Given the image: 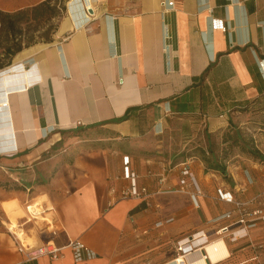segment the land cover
<instances>
[{
  "label": "crops",
  "instance_id": "1",
  "mask_svg": "<svg viewBox=\"0 0 264 264\" xmlns=\"http://www.w3.org/2000/svg\"><path fill=\"white\" fill-rule=\"evenodd\" d=\"M10 67L0 72V208L10 221L0 217V264H175L190 234L189 254L226 251L205 264H264V221L240 230L216 192L263 206L264 164L234 148L226 179L201 160L231 123L252 129L264 153L261 123L243 118L264 97V0H69L52 39ZM125 155L146 199L119 197ZM182 163L201 193L172 176ZM40 197L54 228L24 229L61 248L54 260L26 258L11 230L24 232L16 221L34 218L26 205ZM11 198L25 206L18 220Z\"/></svg>",
  "mask_w": 264,
  "mask_h": 264
},
{
  "label": "trees",
  "instance_id": "2",
  "mask_svg": "<svg viewBox=\"0 0 264 264\" xmlns=\"http://www.w3.org/2000/svg\"><path fill=\"white\" fill-rule=\"evenodd\" d=\"M58 13L59 6L53 4L52 0H41L35 4L13 11L0 9V69L8 66L11 58L24 47L34 44L32 41L33 36H27V38L25 36V30L29 28L32 22L38 24L42 20L51 19ZM5 58L7 59L6 61L4 60ZM256 103L252 105V108H255L253 110H256V107H253ZM252 113L256 115L258 112L254 111ZM125 118L126 116H122L116 120L120 121ZM259 123H261V126L258 127L263 131L264 122ZM249 132H245V129L238 128L231 123L229 129L222 134V143H224L222 147L216 149L213 144L212 147L211 145L208 146L212 148L209 150L208 157L201 159L205 164V168L207 170L217 171L223 177H226V157L234 148L240 149L253 158L264 160L262 152L255 146L252 136L253 131ZM215 151H220L219 157H217Z\"/></svg>",
  "mask_w": 264,
  "mask_h": 264
},
{
  "label": "built area",
  "instance_id": "3",
  "mask_svg": "<svg viewBox=\"0 0 264 264\" xmlns=\"http://www.w3.org/2000/svg\"><path fill=\"white\" fill-rule=\"evenodd\" d=\"M172 1H168V4H171ZM88 8V6H87ZM214 27H217L221 30H225V25L222 20H215ZM123 176L128 180L127 185L122 186L119 191L120 198H141L146 199L150 192H148L145 186H141L138 183V175L137 173L132 170L129 166V157L127 155L123 156ZM176 177L177 182L179 183V187L183 188V186L191 185L193 187L194 193H201L200 186L193 174L192 171L189 170L187 164L182 163V167L180 169L179 175H172ZM111 191H114L112 188ZM220 199L225 200L227 202H231L234 204L233 210L227 212L225 217L231 218L232 214H236V219L234 221L235 224L241 225L240 230H245L246 226L249 223L256 222V221H264V205L257 206L252 209H248V201H241L227 190H223L222 188H217L216 190ZM260 196L264 199V191L260 193ZM28 205H26V209L28 211L29 217L35 215V212L28 210ZM227 228V226H222L217 230L216 233H220L221 230ZM204 239H208V233H202ZM17 238V236H16ZM194 234H190V236L184 237L176 244V251L178 255L173 259L175 264H185L184 256L195 248L194 241H195ZM18 240V248L19 250L23 251L26 258L33 259L42 255H48L52 260L57 259L61 256V248L57 247L53 240H47L42 244H27L24 243L22 240L17 238ZM70 245L78 246L85 248V245L79 240H73ZM179 253H181L179 255ZM204 258L206 259V255L204 254Z\"/></svg>",
  "mask_w": 264,
  "mask_h": 264
},
{
  "label": "rangeland",
  "instance_id": "4",
  "mask_svg": "<svg viewBox=\"0 0 264 264\" xmlns=\"http://www.w3.org/2000/svg\"><path fill=\"white\" fill-rule=\"evenodd\" d=\"M39 1H41V0H0V9L4 10V11H13V10H16L18 8L29 6V4L30 5L35 4ZM68 1L69 0H52L53 4H56L57 6H59V13L49 20H42V22H39L38 24L37 23L35 24L34 22H32L30 24L29 28L25 30L26 38H27V36H33L32 41L36 44L43 43V42H45V40H51L53 35L55 34V31L57 30V25H58L60 19L66 13V4ZM14 57H15V55L11 58L10 64H11ZM4 60L6 61L7 59L5 58ZM253 107H256V110H253L255 108H252L250 113L247 115L245 114L243 118L246 119V121L248 120V121H254V122H264V97L262 99H260ZM254 111H257L258 113L256 115H254L252 113ZM248 127L250 129V125ZM250 130L252 131V129H250ZM245 132L250 133L248 130H245ZM259 132L262 133L261 135H263V137H264V129H263V131H259ZM262 142H263V145L261 148L264 152V139ZM262 154L264 156V153H262ZM261 161L264 164V160H261ZM225 178L229 179V177H227V176ZM44 200H46V197H40V198H37L35 200V202H36L35 204L31 203L34 205V208L31 211L35 212L36 216L34 218H32L30 221H28L26 225L22 224L21 226H19L20 224H18V222L16 221L18 227L23 229V231L25 232V236L27 237V239L23 241L24 243L35 244L34 241L28 237V235H27L28 232H26V230L24 229L25 226L26 227L27 226H35L38 228V226L40 225L41 230H47L48 232H50L52 230V228H54V226H53L54 221L51 219L50 213L41 214L44 218H41V215L38 214L42 209L41 205L44 202ZM7 201H9L8 203H10V204H8L6 206V208H10L11 211L14 212V216H15L14 218H16L17 220L19 218H21L20 216L24 215L25 206L24 205L19 206V204L15 198H11ZM2 208L3 207L0 208V217H2L5 220V223H9L10 222L9 218L4 213ZM47 219H50V221H47ZM34 220H37L38 223H35ZM9 225L10 224H8L7 227H9ZM13 228L16 229L15 227H13ZM35 231L36 230L34 229L31 232L36 234ZM44 234L45 233H42L41 235L44 236Z\"/></svg>",
  "mask_w": 264,
  "mask_h": 264
},
{
  "label": "bare ground",
  "instance_id": "5",
  "mask_svg": "<svg viewBox=\"0 0 264 264\" xmlns=\"http://www.w3.org/2000/svg\"><path fill=\"white\" fill-rule=\"evenodd\" d=\"M12 67H10V65L9 66H7L6 68H4L3 70H1L0 72L2 73V74H4V72L6 73L7 71L9 72L10 70H12L11 69ZM13 69H15V68H13ZM17 69V68H16ZM1 74V75H2ZM7 74V73H6ZM5 74V75H6ZM9 74V73H8ZM20 74V73H19ZM1 75H0V77H1ZM4 75V76H5ZM10 75V74H9ZM15 75H18V73H15ZM11 76H13L12 74H11ZM2 78V77H1ZM5 78H7V77H5ZM8 78H10V76L8 77ZM16 81H17V79H16ZM15 81V82H16ZM20 81V80H19ZM6 82V81H5ZM18 82V81H17ZM16 82V83H17ZM9 83V82H8ZM12 84H14V83H12ZM20 86V85H19ZM15 87V86H14ZM17 87V86H16ZM10 89H11V87H10ZM29 208V210L31 211L33 208H34V205L33 206H29L28 207ZM34 211V210H33ZM11 230H12V232L17 236V238H19L20 240H22V241H24V240H26L27 238H26V236H25V233L24 232H22V231H18V230H16V229H14L13 227H11ZM219 242H221V241H219ZM206 249H207V252H208V256L210 257V260H214L215 258H217V257H219V256H221V255H225L226 254V251L223 249V250H221V251H219V254L215 251V253H214V251H213V249H212V247H211V245L210 246H207L206 247ZM218 250H219V248H218ZM190 252H188V254H189ZM207 255H206V258L208 257ZM188 260H189V263L190 264H205L206 262H205V258H204V254H202L201 252H200V250H196L194 253H191V254H189L188 255Z\"/></svg>",
  "mask_w": 264,
  "mask_h": 264
}]
</instances>
